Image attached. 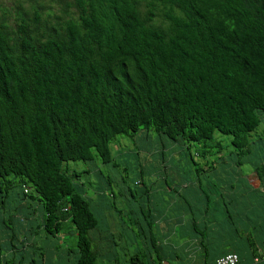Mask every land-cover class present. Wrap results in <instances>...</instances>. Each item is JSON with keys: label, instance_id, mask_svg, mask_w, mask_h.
<instances>
[{"label": "trees", "instance_id": "16d2710c", "mask_svg": "<svg viewBox=\"0 0 264 264\" xmlns=\"http://www.w3.org/2000/svg\"><path fill=\"white\" fill-rule=\"evenodd\" d=\"M9 2L0 1V202L13 182L8 176L18 177L23 194L30 186L44 234L55 236L65 220L71 222L75 264L96 263L88 234L96 218L82 181H75L87 170H75L69 160L98 156L108 162L117 134L131 139L140 131L155 132L205 145L196 153H205V170L214 175L218 160H206V154L223 148L216 131L230 135L239 155L261 139L256 129L264 115V0ZM262 162L264 152L254 166L264 185ZM220 198L226 208L230 201ZM205 200L208 207L206 191ZM138 208L137 215L127 214L126 221L118 214L117 221L144 234V259L135 251L133 264H161L163 245L169 249L170 243L167 230L159 229L168 220L159 222L149 207ZM206 213L205 232L201 218L192 216L189 225L177 218L172 250L186 245L190 252L196 231L202 249L191 261L205 264L220 247L214 255L235 252L241 264L238 252L244 250L256 262L264 252V211L247 217L250 227L227 209L221 219ZM208 221L216 223L212 232ZM223 223H235L233 233ZM232 234L243 248L229 240L221 244ZM13 248L9 240L4 255L0 246V264H14Z\"/></svg>", "mask_w": 264, "mask_h": 264}, {"label": "rangeland", "instance_id": "374dc122", "mask_svg": "<svg viewBox=\"0 0 264 264\" xmlns=\"http://www.w3.org/2000/svg\"><path fill=\"white\" fill-rule=\"evenodd\" d=\"M0 1L5 5L10 3L9 0ZM256 132L261 139H255L256 141L251 144L250 152L243 155L233 150L229 142L230 135L215 132V139L220 140L223 148L220 152L206 154V160H218L214 162L216 176L215 173L213 175V171L205 170V153L204 155L196 153L197 149L205 148V145L195 147L198 143L187 142L180 138L171 140L155 132L145 136L144 132L140 131L131 139L117 134L110 143L113 157L108 162H101L98 156L86 161L69 160V166L75 170H87L81 172L75 181H82L81 187L87 194L90 208L96 218V225L88 230L91 245L97 251L95 264H133L136 260L132 254L139 250L138 254L141 255L145 250L143 232L134 225L122 227L127 222L118 223V214L126 220L129 213L130 216L137 215L139 206L144 210L149 207L153 217L160 219L165 213L164 209L167 210L170 206L169 201L175 200L174 206L182 203L181 195L176 194L174 190L182 192L191 188V186H182L181 182L213 181L211 182L213 185L201 184V187L212 199L221 203V198L218 197L220 181L250 183L248 178L256 179L257 176L252 170H255L254 166L257 167L260 164L257 163L264 152V134L262 133L264 132V115L261 116ZM203 143L208 147L211 141ZM216 155L219 157L215 158ZM8 178L13 182L0 202L1 254L8 255V253L5 254V248L9 245V240H12L14 264L17 263V259L21 264H75L76 246L71 222L65 220L61 231L55 236L44 234L38 226L41 222V207L35 198H31L33 190L26 185L28 190L24 195L22 193L24 185L17 181L18 177L8 176ZM127 187L131 190V194ZM250 187L249 185L235 186L237 189L247 190L248 193ZM200 196L202 194L199 192H184L183 195L191 200ZM253 197L257 198L258 195ZM246 200L248 199H243L241 204H244ZM257 207L261 209L262 206L258 204ZM174 211L178 214L177 210ZM263 211L264 208L260 213ZM169 212L168 209L166 214ZM12 232L15 237L10 238ZM174 236L172 235V238ZM165 246L163 245L162 249L165 253V261L161 264L195 263L189 257L191 251H184L186 245L177 246L174 250H169ZM172 251L180 257H173ZM212 254L213 252L209 254L205 264H210ZM151 264H159V262L156 259ZM246 264L262 263L256 261Z\"/></svg>", "mask_w": 264, "mask_h": 264}, {"label": "crops", "instance_id": "0c3cea01", "mask_svg": "<svg viewBox=\"0 0 264 264\" xmlns=\"http://www.w3.org/2000/svg\"><path fill=\"white\" fill-rule=\"evenodd\" d=\"M252 171H254V169ZM248 180L250 183H248L245 180H244L245 182H240V183L220 181L221 187H220V190L218 191L220 194L218 197L220 198V196H222L223 201H227V202L230 201V203L228 202V206H226V208L220 204V201H217L214 198L212 199L210 196H209L211 199L210 204L208 205V207L205 205L206 204L205 189L201 187V184H203V186L213 185L210 181H207V182L204 181L203 183L200 182L199 180L189 181L186 183L181 182V185L184 187L191 186L190 189L182 191V192L174 190L176 194L179 193L181 195L182 203L184 205L182 203H179L178 206H174L176 201L175 200L169 201L170 206L167 208V210L169 209L170 212L166 214L167 210L164 209L165 213H163L161 215V218L159 219V222L163 219L168 220L169 224H166L165 222L161 221V224H160L161 226L159 230L161 231V233L163 230H167V232L169 233V235L165 237V239H168V242L170 243L169 249H172L173 248L172 243L175 244L176 242V240L172 238V235L175 232L174 228L177 227V225H175L176 220L177 218H180V217L185 219L188 225H189L188 220L192 216L195 217L196 219L201 218L199 226L202 229L204 228V230L202 231L205 232V213L207 212L206 215L210 218L221 219L224 217V210L227 209L229 212L233 214V216H236L238 218L239 224L244 223L246 227H250L251 222L247 217H251V216L255 217L257 213H260L261 210H263L264 208L263 206L264 205V192H263L264 185L262 184L261 180L258 177L256 179L248 178ZM243 185L251 186L249 193L247 192V190L235 188V186H243ZM184 192L186 193L199 192L202 194V196H200L199 198H196L195 200L186 199L185 197H183ZM258 193H261V195L259 196ZM256 194L258 195V197L254 198L253 195H256ZM243 199H248V200L244 201V204H241ZM258 204L262 206L261 209L260 208L258 209L257 207ZM189 205H190V208H189ZM174 210H177L178 214H176ZM234 224L235 223H223L222 225H226V228H229L230 233H233ZM208 225L212 227V229L210 230L211 232L215 230V227H216L215 222L208 221ZM255 228H256V225H255ZM196 233H197L196 231L193 232L194 237L191 238L190 244L188 245V249L191 250L190 256L193 255L192 258L194 257L198 259L199 258L198 252L202 248L200 247L198 243V238L195 237ZM221 235H224V234L221 233ZM226 240L234 241L236 242V244L237 242L239 243L238 239L233 234L229 236L228 238L221 239L222 241L221 244L225 243ZM239 245H240L239 247L240 249L243 248L240 243ZM220 246H223V245H220ZM219 251H220V247L216 248L215 251H213L210 264H213V261L215 262V258L217 256L214 255V253L216 252L219 253ZM238 255L241 259V264H246L250 262V260L247 259V255L244 254V250H242V252L241 251L238 252Z\"/></svg>", "mask_w": 264, "mask_h": 264}, {"label": "built area", "instance_id": "2783aa9c", "mask_svg": "<svg viewBox=\"0 0 264 264\" xmlns=\"http://www.w3.org/2000/svg\"><path fill=\"white\" fill-rule=\"evenodd\" d=\"M253 260L264 264V252H260ZM214 264H239L238 256L235 252H225L215 258Z\"/></svg>", "mask_w": 264, "mask_h": 264}]
</instances>
